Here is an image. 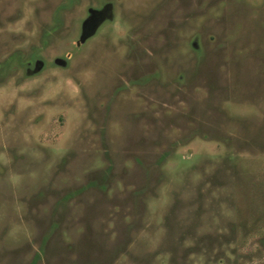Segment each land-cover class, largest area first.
<instances>
[{
  "label": "rangeland",
  "instance_id": "obj_1",
  "mask_svg": "<svg viewBox=\"0 0 264 264\" xmlns=\"http://www.w3.org/2000/svg\"><path fill=\"white\" fill-rule=\"evenodd\" d=\"M0 264H264V0H0Z\"/></svg>",
  "mask_w": 264,
  "mask_h": 264
}]
</instances>
